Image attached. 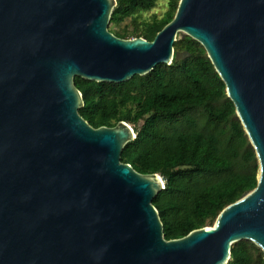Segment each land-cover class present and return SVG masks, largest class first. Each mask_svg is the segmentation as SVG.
Listing matches in <instances>:
<instances>
[{"label": "water", "instance_id": "1", "mask_svg": "<svg viewBox=\"0 0 264 264\" xmlns=\"http://www.w3.org/2000/svg\"><path fill=\"white\" fill-rule=\"evenodd\" d=\"M117 0H0V264H227L264 252V0H180L149 40L112 30ZM206 49L254 146L258 183L213 225L166 239L160 173L122 161L125 120L92 126L75 77L120 83Z\"/></svg>", "mask_w": 264, "mask_h": 264}, {"label": "trees", "instance_id": "2", "mask_svg": "<svg viewBox=\"0 0 264 264\" xmlns=\"http://www.w3.org/2000/svg\"><path fill=\"white\" fill-rule=\"evenodd\" d=\"M157 1L117 0L111 21H137V14ZM179 1L170 0L163 17L116 35L153 40L174 18ZM175 49L190 54L124 82L75 77L84 98L79 113L92 126H115L120 120L135 125L137 136L121 158L141 173L164 177L165 188L153 203L166 239L213 225L227 205L257 186L259 173L256 150L205 47L185 35ZM227 264H264V252L243 239L232 245Z\"/></svg>", "mask_w": 264, "mask_h": 264}, {"label": "rangeland", "instance_id": "3", "mask_svg": "<svg viewBox=\"0 0 264 264\" xmlns=\"http://www.w3.org/2000/svg\"><path fill=\"white\" fill-rule=\"evenodd\" d=\"M170 0H158L157 4L151 8L150 10L141 11L139 14H137L136 18L137 21H135L132 18H128L124 21H116L113 20L112 22V30L114 32H126V31H132L134 26H137L138 24L141 25V23L145 21H151L154 17L161 18L165 15V13L169 9ZM139 31H141V27L139 28ZM136 36H133V34H130L129 37L126 38H133ZM129 123V122H128ZM143 123V119H141L138 123V126H140ZM134 128L133 123H129Z\"/></svg>", "mask_w": 264, "mask_h": 264}]
</instances>
